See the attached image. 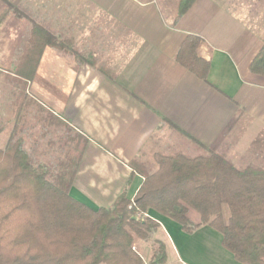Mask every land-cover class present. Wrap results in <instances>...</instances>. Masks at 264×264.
<instances>
[{
  "label": "crops",
  "instance_id": "0c3cea01",
  "mask_svg": "<svg viewBox=\"0 0 264 264\" xmlns=\"http://www.w3.org/2000/svg\"><path fill=\"white\" fill-rule=\"evenodd\" d=\"M6 1L20 13L0 23V43L13 44L0 48V59H19L47 32L76 49L77 56L46 44L27 88L28 97L87 139L70 190L76 200L107 208L126 185L133 198L143 181L132 174L136 158L147 161L183 142L201 151L163 119L229 159L247 160L231 159L238 165H264V77L249 72L264 35L230 6L196 0L174 23L160 0ZM187 37L200 38L196 54L209 63L206 80L175 59ZM256 157L260 163L248 161ZM147 216L160 224L175 261L239 264L211 227L188 235L153 210Z\"/></svg>",
  "mask_w": 264,
  "mask_h": 264
},
{
  "label": "trees",
  "instance_id": "16d2710c",
  "mask_svg": "<svg viewBox=\"0 0 264 264\" xmlns=\"http://www.w3.org/2000/svg\"><path fill=\"white\" fill-rule=\"evenodd\" d=\"M0 1V23L20 13ZM195 1L179 0L174 23ZM44 39L26 45L17 64L5 72L15 92L13 126L0 149V264H167L165 245L154 238L160 224L147 216L149 210L176 222L188 235L209 226L239 264H264V165H238L166 119L174 131L196 143L201 150L197 155L157 154L156 169L136 158L132 174L143 178L136 195L129 198L126 185L107 208H92L71 196L87 139L28 97L27 88L46 44L77 52L51 33ZM199 41L187 37L175 59L206 80L209 63L196 54ZM249 72L264 77V38ZM34 110L41 113L45 137L62 130L58 141L63 157L54 164L36 163L25 147L26 121ZM139 242H151L147 261L135 248Z\"/></svg>",
  "mask_w": 264,
  "mask_h": 264
},
{
  "label": "rangeland",
  "instance_id": "374dc122",
  "mask_svg": "<svg viewBox=\"0 0 264 264\" xmlns=\"http://www.w3.org/2000/svg\"><path fill=\"white\" fill-rule=\"evenodd\" d=\"M222 3L228 5L233 9L238 15H240L247 23L252 25L256 30H258L262 35H264V1L263 0H220ZM163 14L170 18H175L178 10L179 0H160ZM3 4V3H2ZM1 13V12H0ZM1 16V15H0ZM11 17V16H9ZM8 17V18H9ZM6 18L5 20H7ZM2 21L1 23H3ZM12 43L2 44L0 43V48L5 47L6 49L12 48ZM6 58L0 59V69L4 72L6 70H11L14 65L17 64L18 60L15 58V54H12V57H8L9 53H7ZM15 55V56H14ZM15 92V86L7 80V76L2 75L0 72V110L4 112L0 117V149H2L7 141L8 132H10L13 124L11 122V105L10 100H13V93ZM41 113L37 110H34L30 116L27 118L26 132H25V147L29 152L30 156L35 159L36 163L41 162H50L52 164L56 163L59 159L63 157V149L60 146V142L58 141L59 136H62V130L51 131L47 136L43 135L45 132V128L43 123L38 119L40 118ZM38 120V121H37ZM6 136V137H5ZM52 142V143H51ZM2 147V148H1ZM183 153L189 156L197 155L199 152L193 150V148L186 142L178 147V150H174L173 152L165 151L161 153L160 151L154 153L150 156H147V162L149 165L156 169V155H175ZM232 160L235 162H247V160H237V155L231 156ZM256 161L260 163L261 158L256 157V159L251 158L248 161ZM146 161V160H144ZM228 214V210L224 208L225 217ZM154 238L163 242L166 248L167 254V264H181L180 262L175 261L168 253V239L165 234L160 232V228L155 233ZM151 242H139L135 248L139 251L142 258L147 261L152 253ZM169 256V261H168Z\"/></svg>",
  "mask_w": 264,
  "mask_h": 264
}]
</instances>
